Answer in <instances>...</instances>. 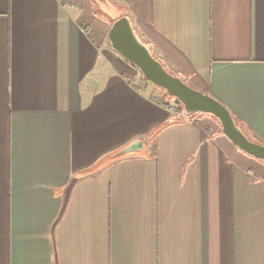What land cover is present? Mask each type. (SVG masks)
<instances>
[{"label": "crops", "instance_id": "0c3cea01", "mask_svg": "<svg viewBox=\"0 0 264 264\" xmlns=\"http://www.w3.org/2000/svg\"><path fill=\"white\" fill-rule=\"evenodd\" d=\"M105 2L0 0V264H264V161L108 39L128 17L264 145V0Z\"/></svg>", "mask_w": 264, "mask_h": 264}, {"label": "water", "instance_id": "95a60500", "mask_svg": "<svg viewBox=\"0 0 264 264\" xmlns=\"http://www.w3.org/2000/svg\"><path fill=\"white\" fill-rule=\"evenodd\" d=\"M108 39L112 50L135 66L146 81L162 88L168 96L178 100L187 117L197 114L215 117L221 124L223 135L231 143L245 154L264 161V145L251 141L225 106L170 74L154 57L150 47L137 35L128 17H121L113 23ZM144 147L142 141H136L119 152L117 157L141 152Z\"/></svg>", "mask_w": 264, "mask_h": 264}, {"label": "rangeland", "instance_id": "374dc122", "mask_svg": "<svg viewBox=\"0 0 264 264\" xmlns=\"http://www.w3.org/2000/svg\"><path fill=\"white\" fill-rule=\"evenodd\" d=\"M94 1H97L98 4H100L99 2L103 3L104 5L101 4V7L102 6H105V4H106L105 0H94ZM99 6H98L97 9L100 12V14H104L105 13L107 15L106 16L107 17L106 20L113 19V18L116 17L117 11L114 8H111V7L109 8L108 7L107 10H106V6L104 8L103 7L101 8ZM138 74H139L140 80L146 82L147 84L153 85L152 83H149L148 81H146L144 79L142 73L139 70H138ZM155 88L157 89V92L159 94L157 98H158V101L160 103H162L164 105H167V106H170V107H172V106L175 107L176 108L175 114L178 115L182 120H184V119L187 118V116L185 115V109H184V107H183V105L181 103H178L177 100H175V99L171 98L170 96H168V94L166 93V91H164L160 87L155 86ZM204 116L210 118L214 122V124L218 125L219 131L222 132L221 124H220V122L215 117L210 116V115H204V114H197V115H194L193 117H198L199 118V117H204Z\"/></svg>", "mask_w": 264, "mask_h": 264}, {"label": "trees", "instance_id": "16d2710c", "mask_svg": "<svg viewBox=\"0 0 264 264\" xmlns=\"http://www.w3.org/2000/svg\"><path fill=\"white\" fill-rule=\"evenodd\" d=\"M116 21V20H115ZM114 21V22H115ZM113 22V23H114ZM113 25V24H112ZM111 25V26H112ZM135 30V29H134ZM137 33V32H136ZM137 35L141 38V40L145 43V44H147L148 46H149V44L137 33ZM150 47V46H149ZM151 49V48H150ZM151 51H152V49H151ZM152 53H153V51H152ZM153 55H154V57L159 61V62H161V64L164 66V68L168 71V69H167V67H166V65H164L163 64V62L153 53ZM169 72V71H168ZM170 74H172L173 76H175V77H179L180 78V76L178 75V74H176V73H173V72H169ZM144 77V76H143ZM145 79V78H144ZM182 79V78H181ZM183 80V79H182ZM184 82H185V80H183ZM186 83V82H185ZM158 87V86H157ZM162 89V88H161ZM233 116V118H234V120H235V122H236V124L238 125V127L247 135V132H246V130H245V128H244V126H243V124L234 116V115H232ZM193 117V116H192ZM192 117H190V118H192ZM189 118V117H188ZM248 137V136H247ZM249 138V137H248ZM251 141H253V142H256V141H254V140H252L251 138H249ZM257 143V142H256Z\"/></svg>", "mask_w": 264, "mask_h": 264}, {"label": "built area", "instance_id": "2783aa9c", "mask_svg": "<svg viewBox=\"0 0 264 264\" xmlns=\"http://www.w3.org/2000/svg\"><path fill=\"white\" fill-rule=\"evenodd\" d=\"M178 101V100H177ZM178 103H180L179 101H178ZM162 104V103H161ZM163 106H165V107H168L169 108V110H170V112L171 113H173V114H175V110H176V108L175 107H170V106H167V105H164V104H162Z\"/></svg>", "mask_w": 264, "mask_h": 264}]
</instances>
